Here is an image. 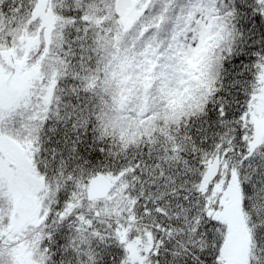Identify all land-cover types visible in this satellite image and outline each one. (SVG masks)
I'll list each match as a JSON object with an SVG mask.
<instances>
[{
	"label": "snow or ice",
	"instance_id": "obj_1",
	"mask_svg": "<svg viewBox=\"0 0 264 264\" xmlns=\"http://www.w3.org/2000/svg\"><path fill=\"white\" fill-rule=\"evenodd\" d=\"M0 264H264V0H0Z\"/></svg>",
	"mask_w": 264,
	"mask_h": 264
}]
</instances>
